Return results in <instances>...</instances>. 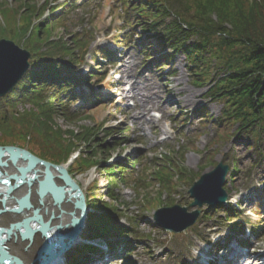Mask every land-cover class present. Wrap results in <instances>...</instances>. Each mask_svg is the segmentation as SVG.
<instances>
[{"label":"rangeland","instance_id":"rangeland-1","mask_svg":"<svg viewBox=\"0 0 264 264\" xmlns=\"http://www.w3.org/2000/svg\"><path fill=\"white\" fill-rule=\"evenodd\" d=\"M8 1L12 8L18 5L17 0ZM44 1L34 0L37 5ZM49 1L54 9L48 8L45 16L34 18L33 23L38 24L46 16L61 18L65 20L63 23L67 28L59 27L53 35L54 39L62 37L71 44L72 38L75 37L73 35L77 34L76 37L85 36L87 40H92L87 50L76 52L79 61L75 63L76 71L73 76L82 79L91 70L95 71V74L88 84L76 89L77 97L69 104V110L76 112L89 95L96 93L101 96V100L92 102V108L88 110L92 118L67 121L64 117L57 116L54 127H59L65 132L64 139L75 141L76 138L66 133L67 131L78 133L82 131L81 126L92 127L104 123L105 126H113L116 135L105 140V144L109 145L106 154H97L96 157L104 162L105 166H131L129 163L134 162L124 175L127 185H116L115 193L125 207L122 212L113 215L115 224L128 226L134 232L129 234L130 236L115 238L112 241L123 244L130 242V254L127 255L124 248H119V253L105 262L84 264H198L195 250L208 254L209 250L218 245H226L225 250L216 256L218 264L224 260V255L252 260L257 254H263L264 260V236L257 238L252 234L256 224L264 226V147L262 156L258 157L257 152L248 146L253 144V141L245 134L229 140H218L215 123L222 114L224 104L208 96L206 87L193 83L183 53L173 54L168 49L154 46L149 52L153 58L144 63L146 58L140 45L143 40L150 45L155 39L151 35L147 37L139 27H130L129 23L125 22L126 12L122 0ZM65 2H68V8L64 10L65 13H59ZM56 9L59 10L53 13ZM166 21H170V18ZM9 40L25 48L17 40ZM101 50L108 51L113 57L108 61L104 54L100 53ZM162 55H169L171 58L159 71L160 63H157L156 59ZM100 57L105 62H102ZM25 109H32V105L18 106L19 111ZM144 109L148 110L142 114ZM201 109L206 110L207 115L202 114ZM17 127L20 128L21 125ZM36 135L32 133L29 138L23 140L12 137L15 140L12 143L38 153L43 149V145L41 146L42 141ZM99 136L102 140L106 138L102 133ZM9 139L0 130V143L10 144L7 142ZM82 146V155L85 157L89 154L88 146ZM184 148L188 151L181 165L188 171L191 179L184 183L179 182L176 192L171 195L163 192L162 201L149 204L143 209V196L147 191L155 195L156 188L159 187L154 181L147 190L143 186L146 179L152 180L151 165L155 164L152 161L160 154H170L179 162V156L176 157L175 154L181 153ZM77 155L74 153L64 164L68 170ZM209 160L214 164L207 166ZM234 161L238 168L232 171ZM220 162L230 168L225 180L228 203L210 209L206 204L190 207L193 198L188 193L189 188L203 173L213 170ZM145 167L150 169L148 173L143 172ZM73 176L84 192L91 191L99 199L107 201L104 194L108 187V177L100 169L94 167L80 175L74 172ZM172 201L173 205L186 206L189 211H201L197 222L180 233L166 231L153 220L155 210L170 207L168 204ZM236 205L243 215L244 222L237 225L238 229L231 230L225 209L227 206ZM85 227L81 240L66 251L62 255L63 258L70 257L84 243ZM148 234L150 236H147ZM217 240L219 242L215 245ZM204 242L209 245H204ZM92 243L105 244L102 240ZM242 243L247 247L242 249ZM231 247L236 249L233 255L229 253ZM245 251L248 253L244 254Z\"/></svg>","mask_w":264,"mask_h":264},{"label":"trees","instance_id":"trees-1","mask_svg":"<svg viewBox=\"0 0 264 264\" xmlns=\"http://www.w3.org/2000/svg\"><path fill=\"white\" fill-rule=\"evenodd\" d=\"M17 1L18 5L14 8L9 6L8 0L0 3V39L11 38L22 43L31 52V68L9 94L0 98V130L10 138L7 141L10 144L0 145H13L15 140L12 137L23 140L35 133L42 141L43 149L38 153L29 151L42 159L66 164L74 153L78 154L68 170L73 178L74 172L80 175L94 167L107 175L108 187L104 194L107 201L99 199L91 191L85 192L90 213L84 234L89 243L80 246L69 257V264H84L90 261L89 256L94 252L87 248L92 242L127 237L133 232L128 226L115 224L113 215L122 212L125 207L115 193L116 185H127L124 175L134 162L129 163L131 166H105L96 157L97 154H106L109 145L105 144V140L116 135L113 126H105L104 123L81 126L82 131L78 133L66 132L78 141L64 139L65 132L54 127L57 116L67 121L92 118L88 110L92 108L91 104L101 100V96L94 93L76 112L69 110V104L77 97L79 85V79L73 76L75 63L79 61L76 52L87 50L92 40H87L85 36L76 37L77 34L73 35L71 44L62 37L54 39L53 35L59 27L67 28L64 19L46 16L38 24L33 23L34 18L44 17L48 8L54 9L51 1L45 0L40 5L34 0ZM122 3L126 12L125 22L130 27H139L143 34L155 39L150 45L144 40L140 45L146 58L144 63L153 58L149 52L154 46L168 49L173 54L183 53L193 83L206 87L208 96L224 104L222 114L215 123L218 140L245 134L253 141L249 148L261 157L264 147V0H122ZM67 5L68 2H65L59 13H65ZM167 18L170 21H166ZM100 53L108 61L112 57L108 51L101 50ZM170 58L169 55H162L156 59L160 63L159 71ZM94 74V71H89L82 78L83 82L86 84ZM29 104L32 109L18 110L19 105L24 107ZM200 112L207 115L204 109ZM101 133L106 137L103 140L99 136ZM82 144L88 146L89 154L85 157L82 155ZM187 151L184 148L181 153L175 154L179 156V162L170 154H160L152 161L155 163L151 165L152 180L146 179L143 186L147 190L154 181L159 187L155 195L147 191L143 196V209L160 202L163 192L171 195L177 191L179 182L191 179L181 165ZM212 164L214 162L209 160L207 166ZM237 168L234 161L232 171ZM149 170L145 167L143 172L148 173ZM225 211L231 230L238 229L237 225L244 222L239 208L227 206ZM252 234L257 238L263 237L264 226L256 224ZM114 248L111 246L110 250ZM124 249L129 255L131 243L125 242ZM102 253V250L94 252ZM78 257L81 260H77Z\"/></svg>","mask_w":264,"mask_h":264},{"label":"water","instance_id":"water-1","mask_svg":"<svg viewBox=\"0 0 264 264\" xmlns=\"http://www.w3.org/2000/svg\"><path fill=\"white\" fill-rule=\"evenodd\" d=\"M0 45L18 54V59L5 62L3 98L30 70L31 52L5 38ZM228 173L229 166L223 162L203 173L188 190L193 198L190 207L226 205ZM188 209L180 205L158 208L154 223L169 232H183L201 213ZM89 213L85 192L63 164L20 146L0 145V264H48L79 239ZM61 233L60 242L52 247L49 242Z\"/></svg>","mask_w":264,"mask_h":264},{"label":"snow or ice","instance_id":"snow-or-ice-1","mask_svg":"<svg viewBox=\"0 0 264 264\" xmlns=\"http://www.w3.org/2000/svg\"><path fill=\"white\" fill-rule=\"evenodd\" d=\"M18 59V54L10 49H6V46L0 45V87L3 86L5 80V62L6 60H16ZM208 179V177H205ZM64 234L61 233L60 237L55 238L54 240L50 241L49 244L52 247H55L57 243L60 242L61 237Z\"/></svg>","mask_w":264,"mask_h":264},{"label":"bare ground","instance_id":"bare-ground-1","mask_svg":"<svg viewBox=\"0 0 264 264\" xmlns=\"http://www.w3.org/2000/svg\"><path fill=\"white\" fill-rule=\"evenodd\" d=\"M127 98V97H126ZM148 109H144L141 113L142 114H145V112L147 111ZM23 177H25L24 175H23ZM77 183H78V180H76V179H74ZM79 238H81V236L79 237ZM80 240V239H79ZM78 240V241H79ZM78 241H76L74 244H76ZM218 244V241L216 242V244L215 245H217ZM219 246V245H218ZM221 246H219V248H220ZM219 248H217V249H219ZM230 251H232V250H230ZM264 260H263V254H257L256 256H255V258L254 259H252V260H248V259H246L244 262H246V264H255V263H257V264H259V263H262V264H264V262H263Z\"/></svg>","mask_w":264,"mask_h":264}]
</instances>
